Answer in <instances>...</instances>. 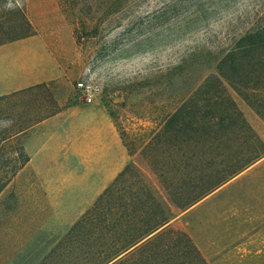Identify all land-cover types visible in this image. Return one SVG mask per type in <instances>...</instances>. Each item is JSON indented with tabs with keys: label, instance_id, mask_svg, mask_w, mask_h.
I'll return each instance as SVG.
<instances>
[{
	"label": "rangeland",
	"instance_id": "rangeland-1",
	"mask_svg": "<svg viewBox=\"0 0 264 264\" xmlns=\"http://www.w3.org/2000/svg\"><path fill=\"white\" fill-rule=\"evenodd\" d=\"M20 18L28 23L25 35L50 36L65 77L35 93L34 100L0 99V186L6 185L0 192V264H43L64 241L65 236L52 249L55 234L39 232L27 214L23 189L32 174L25 173L20 186L11 185L23 167L21 138L11 135L83 101L78 82L98 87L96 98L131 157L108 195L109 207L141 196L168 211V228L190 240L207 264H264V153L183 211L165 192L179 177L175 143L160 137L176 106L215 73L214 62L245 32L264 27V0H0V22ZM254 59L242 58L240 91L226 81L223 87L258 137L255 151L261 152L264 66L253 65ZM71 240L73 247L80 242ZM81 258L56 250L48 261Z\"/></svg>",
	"mask_w": 264,
	"mask_h": 264
},
{
	"label": "trees",
	"instance_id": "trees-1",
	"mask_svg": "<svg viewBox=\"0 0 264 264\" xmlns=\"http://www.w3.org/2000/svg\"><path fill=\"white\" fill-rule=\"evenodd\" d=\"M26 26L24 18L0 22V45L25 37ZM247 55L256 57L251 62L253 65L264 66V27L238 37L214 62L215 73L195 86L190 96L165 120L160 137L175 143L172 157L176 164L174 172L179 176L165 192L180 210L199 202L256 163L264 153L263 146L261 152L255 151L259 139L223 87L226 81L235 91H240L238 77L242 58ZM198 164L206 165L201 168ZM212 164H224V168ZM119 178L71 228L63 243L49 253L43 264L52 263L48 258L56 250L64 251L67 256H82L78 262L69 261V264H207L190 240L168 228L171 217L160 203L152 204L136 196L109 207L108 195ZM5 186H0V192ZM71 239L80 242L73 247Z\"/></svg>",
	"mask_w": 264,
	"mask_h": 264
},
{
	"label": "crops",
	"instance_id": "crops-1",
	"mask_svg": "<svg viewBox=\"0 0 264 264\" xmlns=\"http://www.w3.org/2000/svg\"><path fill=\"white\" fill-rule=\"evenodd\" d=\"M64 77L48 34L33 32L0 45V99L24 95L25 101L34 100L35 93ZM11 136L21 138L18 164H25L11 185H19L25 173L32 174L33 181L22 188L26 211L39 232L55 234L52 249L131 161L97 98L71 103Z\"/></svg>",
	"mask_w": 264,
	"mask_h": 264
},
{
	"label": "built area",
	"instance_id": "built-area-1",
	"mask_svg": "<svg viewBox=\"0 0 264 264\" xmlns=\"http://www.w3.org/2000/svg\"><path fill=\"white\" fill-rule=\"evenodd\" d=\"M77 89L82 93L84 100L96 98L99 93L97 86L87 82H78L76 84Z\"/></svg>",
	"mask_w": 264,
	"mask_h": 264
}]
</instances>
